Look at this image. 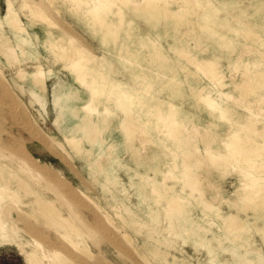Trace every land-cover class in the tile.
<instances>
[{"label": "rangeland", "instance_id": "374dc122", "mask_svg": "<svg viewBox=\"0 0 264 264\" xmlns=\"http://www.w3.org/2000/svg\"><path fill=\"white\" fill-rule=\"evenodd\" d=\"M47 1L15 0L14 7L20 15L19 18L22 20V25L24 24L31 32L38 34L39 39H28L29 41L21 46V40L19 41L18 38L12 37L11 33L7 32L11 44L15 47L20 57V61L10 64L8 62V57L0 52V79L3 81V84H5L4 87L6 90L10 93L8 96L11 95L9 97H3L11 100L14 98L12 100L14 103L11 101L13 103L12 106L16 107L21 115V117H19L20 120L19 118L16 120H9L6 125H4L6 126L7 135L9 134L10 136V144L8 148L1 151L0 162L7 166V171H15L23 176L27 175L28 172L25 171L27 165L25 164L23 167L21 161L22 157L19 153L18 155L15 153V150L18 149L21 143L29 154V159L34 160L38 165L44 166L41 168L44 173L64 180L70 187V190L82 197L91 207L94 206V204L85 198L83 193L90 195L99 202L103 210L99 211L96 207L93 208L97 211L96 213L100 219L108 226L109 234L113 241H110L109 237H106L99 231H96L94 234V242L87 236L85 241L94 253H101L100 249L106 251L107 260L103 262L105 264H170L169 262L174 261L177 263L186 261L191 264H211L208 261L209 257L218 259L223 256L236 254L239 258H246L247 252L253 254L249 256L250 264L264 263V240L261 238L262 234L260 232L256 234L247 233V239L253 240L252 242L256 247L255 249L250 250L252 248L241 247L240 238H230V236L238 232L235 231L236 229H233V231L229 230L228 232L224 230V235L220 232L219 227H225L223 224V217L213 218L207 214L206 216H202V213H200L202 212V203L201 207L195 210L198 211L194 214L196 217L193 216L194 218H190V223L186 222L184 218H181V221H177L176 223L174 217L168 218V215H171V213L166 208V198L160 200L159 194L152 191V183L145 181L143 177L136 174V171H144L145 174H151L156 181H161L162 175L153 176V174L157 173L163 158L168 161L175 160L174 151L171 150L170 153L169 149L165 148L169 147L171 143L175 144L178 142L177 138H173L175 135L171 132L175 128L176 131L182 132L183 135H185L183 137L185 140L191 137L189 141L198 143L197 146H199L200 150L199 152L197 151L196 155L199 159L196 171L202 174V176H205L200 186L201 189L204 190V193L199 190L200 188L197 189V191H195L196 189H192L193 191L191 190L190 192L192 196L191 203H185L186 206H184V208L186 207L191 210L194 208L195 201L202 202L204 198L208 197L212 200L215 207L218 205L220 206V213L222 214L228 213L229 211H237L236 205H239L241 217H250L249 214L253 206L256 204L258 205L257 202L259 197L249 203L246 200L240 201L239 197L249 194L250 192L252 193V189H243L244 184L249 180L245 179V177L243 178L242 172L239 171V169L240 165L248 167L253 165L254 168L259 167V164L264 162V154L258 156L253 164L251 163L252 161H247V159L240 157L241 155L239 154L234 155L232 158V152L224 148V141L236 130L238 132H250L251 129L246 130L247 126L245 127L241 124L247 121L248 118L252 120L254 117H259L260 121L257 125L262 126L264 122V74L258 78L263 85V98L261 103H256L254 98L251 99L252 96H248L247 99L242 102L241 98H239L240 100L237 99L238 93L234 88V84L242 76L240 75L241 73L232 70L228 65L229 61L221 60L219 67L221 75L223 76L222 79L226 84L220 90L215 88L213 86L214 83L209 77L201 73L187 57L176 52L175 44H180V41L171 42L175 39L171 38L173 30L170 28V21H165L158 26V28L156 27L157 31L160 32V44H162L164 51H168L170 58L165 59L164 63L158 68L148 63L146 64L147 67L145 66L144 68L142 67L143 64L135 62L134 59L138 56L142 58V54L148 49L139 47L137 43H133L136 49H134L133 46L129 50H126V48H119L121 41H118V38H106L104 36L105 27L102 24H94L91 20L87 21L86 19L80 18L83 9L88 6L86 3L79 4L76 0ZM135 1L140 2L142 0H133L131 2L132 6H136V4H134ZM163 1L169 4V7L173 9H178V4H184L185 2V0H175L174 2L173 0ZM212 1L215 4L221 3L216 0ZM260 1L261 0H257L256 5H254V1L253 3L246 2L243 6L242 16L245 22L249 19L253 21L257 33L255 36L260 35L258 39L256 37L255 39L258 40L259 45H262L264 41V20L256 8ZM7 3L8 0H0V17L4 16L6 13ZM33 4L42 5L41 7L47 15V19L41 20L40 17L35 15L34 6H31ZM220 5L223 6L222 4ZM86 15L88 17L91 16V14L87 13L85 16ZM233 15L235 14L233 13ZM111 16L114 19H118V16ZM187 16L185 15L184 17L186 18ZM208 16L214 17V14H208ZM125 17L126 21H121L119 24L120 29L132 27L129 21H127L129 18H136L135 23L140 22L141 25L144 26L142 20L143 16L140 14H135L134 16L126 15ZM185 18L179 28L182 27L184 29L187 25L189 29L194 23L193 21L188 22ZM199 19L200 17L194 18L195 22H200ZM49 21L52 26L47 24ZM201 21L204 20L201 18ZM223 22L225 21L218 19L216 24L218 25ZM8 24L9 26L11 25L10 22ZM196 24L198 27V30H196L198 32V37L206 41V43L211 44L210 49L212 48V50L216 52L224 51L227 58L232 62L241 61L247 63L248 61H253L258 58L253 50L256 41H252L248 38L246 39L242 33H233V37H235L233 45L223 48L217 35L215 36L210 34L207 30H202L199 28L198 23ZM11 27L12 25L10 28ZM45 28L60 29H58L59 31L56 34L59 37L64 35L65 38L62 39L61 44L66 46L67 51L72 52L75 46L81 47L82 50L78 52L75 50L76 52L74 51L73 54L71 53V57H64L63 51L65 49L53 46L51 43L47 42ZM6 30H8V28ZM67 36L71 37V40L67 39ZM120 36L123 37L122 31L121 34H119V38ZM170 43H172L173 46H170ZM131 49L132 51H130ZM193 51L200 55L202 54L199 49L193 48ZM132 52L134 53L132 54ZM80 55L85 56V60H87V57H90L89 64H93L97 68V71L94 70L95 74H98L102 80L106 78L112 88L111 91L109 90V93L99 94L98 99L96 98L97 93L95 92L94 94V98L96 99L93 103L94 105H97L101 111H104L106 108H110L111 110L110 113L100 112L94 114V121H97L102 126L104 130L103 136L106 140L102 141L99 139V136L97 137L98 139L96 138L97 140L95 139V142L85 140L83 142V151H78L66 144L63 139V134L71 133V131L67 129L71 119L72 124L75 125L86 112L81 111V116L78 115V117H75L72 110L67 111L65 112V115L66 113L68 114V117L66 116V121H61L60 125L59 122L55 123L53 119L55 111L53 110L49 87L40 86L31 80L34 71H36L38 67H42L48 76V84L57 78L64 81L62 102H64V104L68 102L71 107H79L84 101H88L90 96L92 97L91 90L86 85L77 81L70 69L72 59ZM259 59L260 64L258 68L264 71V58L259 57ZM251 66L252 72H254L256 67L254 68L253 65ZM144 69L145 72L147 71L148 76L137 74ZM19 72L22 76L17 74ZM87 77L91 79L93 74H88ZM121 84H124V87H122ZM116 85L118 87L114 88ZM137 87L142 89L145 98L152 100L154 104H158L156 108L157 110L159 108V114L157 113V115L161 116V120L159 121L157 120L159 116L152 118V122L150 121L149 124L156 123L157 127L155 129L148 127L150 130L147 134L144 133V130L141 131L139 127L137 133L142 138V140L139 138L140 143L138 140H135L133 136H130V139H133L135 143L130 141L126 134V130H129L123 127L124 124L129 122V117L133 115V112L131 113L123 110L121 106L116 103V98H119L130 104L128 98L129 90ZM148 88H150L149 91L146 90ZM178 88L182 89L183 94H172L174 91L176 92ZM202 88L203 90H201ZM29 89H34L39 95L43 96L46 100V104L43 105L38 102L36 98L30 94ZM207 93H210L217 99L218 104L226 110V116H223L219 109L212 108L203 100L202 94ZM257 98H261V96L259 95ZM71 107L69 108L72 109ZM174 107H178V110H174ZM179 107H183L185 111H188L187 114H184V119H186L187 124L186 126L173 124L174 127L170 125L173 128L169 130L167 127L169 125L164 118H166L168 114L171 118L181 117L183 113ZM134 116L138 118L137 122H140V125H142L141 114ZM143 119L144 118H142V120ZM22 121L24 122L23 124ZM131 122H133V118H131ZM165 124H167V126H165L167 128H164L166 130L168 129L173 134L172 137H170V132L168 130L167 132L165 129H162ZM194 125H197V129L193 131ZM26 126L32 129L34 128L45 138H42V140L35 139L34 141L29 139V141L28 128ZM196 131L197 133L195 134L194 132ZM205 133H207V135ZM251 133L255 132L251 131ZM7 135L2 133L5 140H8ZM56 141L63 142L64 146H66V150L62 149L60 145L58 146ZM99 141H102V143L100 144ZM115 142L123 144L124 147L121 152L116 154H114L113 146H111V143L114 144ZM142 143L144 147L141 146ZM137 144L140 146L141 153L133 154L132 150L133 148L137 149ZM219 146L227 153L228 158L225 160V167L220 168L222 174L213 170V168L217 167V164L222 166L220 161H218L217 164H211L209 168H211L212 171L209 170V172H207V168H204L208 165L207 160H210L207 149L214 147V149L217 150ZM193 148L194 150L197 149L196 147ZM11 151L14 152L11 153ZM228 152L230 154H228ZM58 153L62 160L60 157L58 158ZM99 153H102V158L99 156ZM144 155L147 157L145 167L143 168L142 165L140 166L141 168L137 166L134 167L133 165H136L139 158L145 157ZM235 158L238 160L236 164H234ZM242 159L244 161H242ZM117 160L122 165L128 166L131 164L133 167H123L121 164H116L115 161ZM201 163L205 165L203 166ZM200 165L203 169H201ZM169 169L170 166L167 165L165 167V174L167 175L163 179V182L165 180L166 182L163 183V186H168L169 180L173 179V174L169 172ZM178 171L176 169L174 173ZM205 178L208 179V183ZM116 180H118L117 184L114 182ZM175 182L174 180L171 183ZM16 183L14 179L12 186L21 196L24 193V189L21 187L18 189L19 186L17 187ZM39 183L40 182H38V185ZM177 186L179 187V184H177ZM212 186L214 188H212ZM218 186L219 189H217ZM216 193H220L222 198L220 201ZM170 194H172V192L170 190L167 191V195ZM200 195H202V197H200ZM195 196H197V198L193 201ZM225 198L238 199L239 201L237 200L236 204L229 206V204L222 201ZM58 204L66 208L63 200H59ZM245 204L248 208L245 207ZM260 206L256 216L259 218L258 225L264 226V202ZM205 211L208 212L206 208ZM176 214L175 212V215ZM103 215H108L113 223L110 224L105 221L107 216ZM191 215H193V213H191ZM29 222H32V224L35 223L36 226L41 225L35 220H32L31 217H29ZM10 223L14 224L16 229L9 228L12 225ZM26 225L24 221L15 222L12 221V219H5L4 229H10L11 232H8L7 236L0 238V264H27L26 251L31 250L33 246L30 242V235L26 231ZM174 226L176 230L181 233L182 239H180V237L175 238V233H171V227ZM42 229L46 230L49 235H55L54 231L48 230L47 228ZM168 230H170V232ZM113 231L117 234L115 235ZM157 232H161L162 234L158 235ZM125 233L128 237L125 236ZM121 234L124 236L122 237ZM158 236L162 242L156 239ZM166 238L168 240H165ZM169 241H171L170 245ZM129 244H131V246ZM67 246L71 251L72 248L69 245ZM65 248L66 247H64V249ZM158 248L163 249V253L158 251ZM119 253L125 258L119 256ZM251 256L256 258V260L251 261ZM102 260H100V264H102Z\"/></svg>", "mask_w": 264, "mask_h": 264}, {"label": "bare ground", "instance_id": "6f19581e", "mask_svg": "<svg viewBox=\"0 0 264 264\" xmlns=\"http://www.w3.org/2000/svg\"><path fill=\"white\" fill-rule=\"evenodd\" d=\"M76 1L79 4L86 3L88 5L86 8L83 9V12L81 14L78 13L80 14V18L86 19L87 21L91 20V22L93 21L94 24L95 23L102 24L105 27L104 36L106 38H111V39L118 38V41L119 40L121 41L119 48H123V49L126 48V50H129L132 46L134 48L133 43H137L139 47H144L145 49L147 48L148 50H146L145 53L142 54V58L141 56L140 57L138 56L136 59H134L135 62H138L139 64L140 63L143 64L142 67L144 68L147 63L153 64L156 66V68H158L162 63H164L165 59L170 58V56L168 55V51L167 52L164 51L163 50L164 48H162V44H160V38H159L160 32L157 31L158 26H160L163 22L170 21L171 23L170 28L171 30H173L171 38L175 39L174 41L172 40L171 42H177V40L180 41V44H175L176 52L184 57H187L188 60L201 73L209 77L214 83L213 86L215 88L220 90L226 84L222 79L223 76L221 75L219 63L221 60H227L229 61L228 65L230 66V68L234 71L240 72L241 73L240 75H242L240 79L234 84V88L237 90L238 93L237 99L241 98V101L243 102L247 99L248 96L249 97L252 96L251 99L254 98L256 103L259 104L261 103L263 98L262 95L263 85L261 80H259L258 78L259 76H262V74H264V71L259 69L258 66L260 64L259 57L264 58V41L262 45L258 44V40H256L255 37L258 39L260 35H258L259 37L255 36L257 34L254 27L255 24L250 19L247 22H245L242 16V11L244 8L243 6L245 5V3L246 2L253 3L254 1L255 2L254 5H256L257 0H230V1L216 0V1H220L221 2L220 4H222L223 6H221L220 4H215L212 0H185L184 4H178L179 7L178 9H173L172 7H169V4L165 3L163 0H142L140 2L135 1L134 4H136V6L131 5V2L133 0H76ZM174 1L175 0H173V2ZM14 6H15V0H8L6 13L4 16L0 17V52H2L4 55L8 57V62L10 64L19 62L20 57L15 47L11 44V40L10 37L7 35V32L11 33L12 37L18 38L19 41L21 40L20 43L21 46H23L25 42H28L29 41L28 39H36V40L39 39L38 34L31 32L24 24L22 25L21 23L22 20H20L19 18L20 15L18 11H16ZM31 6H34L33 8L35 15L40 17L41 20L47 19V15L45 14L43 8L41 7L42 5L40 6L38 4L37 5L33 4ZM256 8L258 10V13L264 20V0H261ZM86 13L91 14V16H89L90 18L87 15L85 16ZM233 13L235 15H233ZM110 14L118 16V19L112 18ZM135 14H140L143 16L142 20L144 26H142L140 22L135 23L136 18H132V19L129 18L127 19V21H129L132 27L125 29L119 28L120 22L124 20L126 21V17H125L126 15L134 16ZM208 14H212V15L214 14V17H210L208 16ZM185 15L188 16L185 18L184 17ZM195 16L200 17L199 19L200 22H195L194 20V18H196ZM184 18L188 22L193 21L194 25L189 27V29L187 28V25L184 29L182 27L179 28ZM201 18L204 21H201ZM218 19L224 20L225 22L217 25L216 21ZM9 22L12 25L11 28H10L11 25L9 26L8 24ZM196 23H198L199 28H201L202 30L204 29L207 30L210 34H213L215 36L217 35L219 37L218 40L223 48L233 45L235 38L233 37V33H242L246 39L248 38L252 41H256L254 44L255 48H253V50L258 58H256V60L253 61H248L247 63L241 61L232 62L230 59L227 58L224 51L216 52L215 50H212V48L210 49L211 44L206 43V41L198 37V32L196 31L198 30V27L196 26L197 25ZM47 24H50V21ZM7 28L8 30H6ZM58 29L45 28L47 34L46 39L47 42L51 43V45L65 49L63 51L64 57H71L70 56L71 53L73 54L75 50L77 52L82 50L81 47L75 46V49H73L72 52L67 51L66 46L61 44L62 39L65 38L64 35L62 37L61 36L59 37L56 34L60 30ZM121 31L123 32V37L120 36L119 38V34H121ZM67 39L71 40V37L67 36ZM170 46H173L172 43H170ZM193 48L199 49L202 52V54L200 55L197 52L193 51ZM130 51H132V49ZM133 53L134 52H132V54ZM85 59H86L85 56L80 55L79 57L76 58L74 57L70 63V69L74 74V78L77 81H79L81 84L86 85L92 92V97L90 96L88 98V101L87 100L84 101L79 107H71L70 104H68V102L66 104L62 102L63 100L62 89L64 87L63 84L64 81L61 80L60 78H57L53 80L50 84H48L47 83L48 76L42 67H38L36 71H34L33 76L31 77L32 78L31 80L34 81L36 84L44 87L45 86L49 87V93L51 95V99L53 103V110L55 111V116L53 118L55 123L59 122L60 125L61 121L64 120L65 122L67 119L66 116L68 117L67 113L65 115V112L67 111L72 110V113L74 114L75 117H78V115L81 116L80 115L81 111L86 112L84 116H82L81 120L75 125L72 124L71 122L72 119H71L69 125L67 126V129H69L71 133L63 134L64 142L78 151L84 150L83 142L85 140L95 142L98 139L97 138L98 136L99 139H101L102 141L106 140V138H104L103 136L104 130L102 126L97 121H94V114L100 112H105V113L111 112L110 108H106L104 111H101L97 105L93 104L94 101H96V99L94 98L95 92L97 93L96 98L98 99L99 94L106 92L109 93V90L111 91L112 88L108 80H106V78L105 80H102L100 76H98V74H95L97 68L95 65L89 64L90 57L89 58L87 57V60ZM251 65H253L254 68L256 67L254 72H252ZM140 72H138L137 74L140 75L144 74V76H148L147 71L145 72V69L141 70ZM0 73H1V67H0ZM17 74H19V76H22L20 75V72ZM88 74H93V77L89 79L87 77ZM117 85L114 88L118 87ZM121 85L122 87H124V84ZM4 86L5 84H3V81L0 79V88H1L0 89L1 90L0 153L3 149L8 148L10 144L9 142L10 136L9 134L7 135L6 126L4 125H6L7 121L9 120L10 121L13 119L16 120L19 117H21L20 112L17 111L16 107L12 106V104L14 103L12 100L14 98L11 100L9 98L3 97V96L6 97L11 96V95L8 96V94L10 93L6 90ZM149 89L150 88L146 90L149 91ZM201 90H203V88ZM29 92L32 96L36 98L38 102H40L43 105L46 104L45 98L39 95L34 89H29ZM178 93L183 94L182 89L178 88V90L176 92L174 91L172 94L177 95ZM259 95L261 96V98H257L259 97ZM128 98L130 100V104L126 103L123 99H119V98H116V103L119 106H121L123 110H126L127 112L129 111L131 113L133 112V115L129 117V122L127 124H124L123 127H126L129 130V131L126 130L127 137L130 141L134 142L133 139H130V136L135 137V140L139 141V138H141L140 135L137 133L139 127L141 131L144 130L145 134H147L148 131L150 130L148 129V127L152 129H155L157 127L156 123H153L151 125L149 123L153 117L159 116L157 115V113L159 112V108L157 110L156 107L158 104H154L152 103V100L145 98V94H143L142 89H140L139 87L132 88L131 90H129ZM202 98L209 106H211L212 108L219 109L221 114L223 116H226V110L223 109L218 104L217 99L213 97L210 93L202 94ZM68 105L72 109H70ZM174 108H175L174 110H178V107L177 108L174 107ZM180 109L182 110L181 112L183 113V115H181V117L179 118L177 117L171 118V116H169L168 114L164 119L167 121L166 123L169 126L165 124L162 129L168 127L169 130H171L170 128L174 127L173 124H180L186 126L187 123H186V119H184V114H187L188 111H185L183 107ZM137 114H141L142 125H140V122H137L138 118L134 116ZM160 117L161 116L158 117L157 119L158 121L161 120ZM131 118H133V122H131ZM142 118L144 119L142 120ZM259 121H260L259 117H254L252 118V120H249L248 118L247 121L241 124H243V126L245 127L247 126L246 130L251 129L250 132L247 131L238 132L236 130L232 132V134H230L229 137L224 141L225 144L224 148L232 152L233 154L232 158L234 157V155L239 154L241 155L240 157L247 159V161L248 160L252 161L251 163L253 164L258 158V156L264 154V122L262 126H258L257 124ZM24 122L26 121L24 120ZM24 122L22 121V124ZM170 125H172L173 127H171ZM27 128L28 130L27 129L26 130L28 131V140L30 139L31 141L32 140L34 141L35 139L42 140V138H45L40 133H38V131H36L34 128L33 129L31 127L30 128L27 127ZM195 129H197V125H194L193 131ZM251 131L255 133H251ZM171 132H173V134L175 135V137L173 138L174 139L177 138L178 142H176L175 144L171 143L169 147H165V148L169 149L170 153L171 150L174 151L175 160L168 161L164 158L161 160L157 173L153 174V176L154 175L157 176L159 174L162 175L161 181L160 182L156 181L151 174H145L144 171L143 172L136 171V174H139L140 177H143L145 181H149V183H152L153 185L152 191H155L159 194L160 200L166 198L167 200L166 208L171 213V215H168L169 216L168 218L174 217L176 219L175 220L176 223L177 221L180 222L181 218H184L186 222H189L191 220L190 218L196 217L194 216V214H196L198 211L195 210L199 209L202 203L203 204L202 212H200L202 213V216H206L207 214L212 216L213 218L220 216L223 217L224 219L223 224L225 227L224 228L219 227L220 232L223 235L225 234L224 230L228 232L229 230L233 231V229L234 230L236 229L235 231L238 232L235 235L230 236V238L231 239L240 238L241 247H247V248L249 247V249L252 248L250 250L255 249L256 247L252 242L253 240L247 239V233L250 232V234H256L260 232L262 234L261 238L264 240V226L258 225L259 218L258 216H256L259 207H261L260 205L264 202V162H261L259 164V167L257 168H254L253 165H250V167L240 165L239 171L242 172L243 178L245 177V179L251 181V182L249 181L246 182L244 184L243 189L244 190L252 189V193L250 192L249 194H245L244 196L239 197L240 201L246 200L249 203L250 201H253L259 197L257 202L258 205L256 204L255 206H253V209L249 214L250 217H241L240 215L241 209L238 207L239 205H236L237 211H229L228 213L226 212L225 214H222L220 213L221 212L220 206L218 205L215 207L212 200H210L208 197L204 198L202 202H198L195 201L197 198V196H195V198H193V201H195L194 208L189 210V208L186 207L184 208V206H186L185 203L188 202L191 203L192 200V196L190 194L191 190L196 189L195 191H197V189L200 188L199 190L202 193H204V190L201 189L200 186L203 183L202 180L205 176H202V174L196 171L197 165L199 163L198 156L196 155H197V151L199 152L200 148L199 146H197L198 144L197 142L193 141L192 143V141H189L191 137L185 140V138H183L185 135H183L182 132L176 131L175 128ZM171 132L170 134L168 133L170 137L173 136ZM2 133H5L7 135L8 140H5V138H3ZM194 133L196 134L197 131ZM205 134L207 135V133ZM140 140H142V138ZM102 141H99V143L101 144ZM56 143H58V146L60 145L62 149L66 150V146H64L63 142L56 141ZM143 143L141 144V146H143ZM138 145L139 144H137V149L133 148L132 150L133 154L141 153L140 146ZM111 146H113L114 154L121 152V150L124 149L123 144L116 142L114 144L111 143ZM193 147H196L197 149L194 150ZM13 152L11 151V153ZM15 153H17V155L19 153L20 156L22 157L21 161L23 163V167L25 164L27 165L25 171L28 173L26 176H23L15 171L9 172L7 171V166L0 162V238L7 236L8 232H11L10 229L8 230L7 228L4 229L5 219H12V221L15 222L24 221V223L27 224L26 231L30 235V242L32 243L33 246L31 250L26 251L27 264H100V260L102 259H103L102 264H105L103 262L107 260L106 251L104 249H100L101 253H94L87 245L88 243L85 241L86 238L89 237L94 242V234L96 231L101 232L106 237H109L110 241H113V239L110 237L108 226L105 225V223L97 215L96 213L97 211H95V209L93 208L96 207V209L102 211L103 208L99 204V202H97L90 195L83 193V196H85V198H87L92 204H94V206L91 207L84 201L82 197L77 195L74 191L70 190V187L67 185V183L64 180H61L60 178H55L50 174L48 175V173H44L43 170L41 169L44 166L38 165L34 160L29 159L28 157L29 154L26 152L25 148L23 147V145H21V143L20 146H18V149L15 150ZM207 153L210 160H207L208 165H206V167L204 168H207V172H209V170H211L209 166L211 167V164H217L218 161H220L222 166L220 164H217L216 165L217 167L213 168V170L218 171L220 172V174H222L221 173L222 170L220 168L225 167V163H226L225 160L228 159L227 153H225L223 148H221L220 146L218 147L217 150L214 149V147L208 148ZM228 154L230 153L228 152ZM99 156H101L102 158L103 157L102 153H99ZM59 157L60 156L58 153V158ZM146 160H147L146 156L141 159L139 158V161H137L136 165L133 166L140 167L142 165L144 168ZM242 161L244 160L242 159ZM115 163L121 164L120 162H118V160L115 161ZM236 163H238V160L235 158L234 164ZM130 165L125 166L121 164V166L123 167L124 166L133 167L132 165L131 166ZM167 165L170 166L169 172L173 174L172 175L173 179L169 180L168 186L167 185L163 186L164 185L163 183L166 182V180L163 182V179L167 175L165 174L166 173L165 167ZM176 169L177 171L178 170L179 171L177 173H174ZM201 169H203L202 166ZM14 179L17 182L16 183L17 187L19 186L18 189L20 187L24 189V193L21 196L18 192H16L15 188L12 186L14 183ZM174 180L178 183L176 182L171 183ZM117 181L118 180L114 182L117 184ZM38 182H40L39 185ZM206 182L207 183L209 182L208 179H206ZM177 184H179V187L177 186ZM214 187L212 186V188ZM217 189H219V186ZM169 190L172 192V194L167 195V191ZM216 196L219 197L218 198L219 201L222 199L220 193H216ZM200 197H202V195H200ZM59 200L61 201L63 200V202H65L66 208H63L58 204ZM237 200L238 199L225 198L222 201L229 204V206H233L234 204H236ZM245 207H247V205ZM205 208L208 210V212L205 211ZM175 212L177 213L176 215ZM191 213H193V215H191ZM28 216L31 217L32 220H35L37 223H40L41 225L36 226L35 223L33 224L32 222L30 223ZM103 216H107V219L105 221H107L110 224L113 223L112 219L108 215H103ZM9 228L16 229L14 224H12ZM42 228H47L48 230L54 231L55 235H49V233ZM168 231L170 232V230ZM113 233L115 235L117 234L115 231H113ZM171 233L173 234L175 233L174 235L175 238L178 237H180V239L183 238L181 233H179V231L176 230L175 226L171 227ZM157 234L159 235L162 233L157 232ZM123 236L124 235H122V237ZM125 236L128 237L126 233ZM156 239L162 242L159 236ZM165 240L168 239L166 238ZM170 242L171 241H169V245ZM67 245H69L74 251L72 250L70 251L69 248H67L68 247ZM129 245L131 246V244ZM64 247L66 248L64 249ZM158 251L163 253V249L161 248H158ZM250 255L253 254L247 252L246 258H241V257L239 258L236 254H232L231 256H223L218 259L209 257L208 261L211 264L212 263L213 264H250V260H249ZM119 256H123V255L120 254ZM255 260L256 258L251 256V261H255ZM169 263L191 264L186 261L180 263L174 261Z\"/></svg>", "mask_w": 264, "mask_h": 264}]
</instances>
